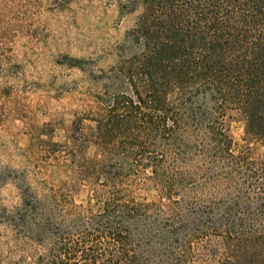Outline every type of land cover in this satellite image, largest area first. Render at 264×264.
Returning a JSON list of instances; mask_svg holds the SVG:
<instances>
[{
    "label": "trees",
    "instance_id": "obj_1",
    "mask_svg": "<svg viewBox=\"0 0 264 264\" xmlns=\"http://www.w3.org/2000/svg\"><path fill=\"white\" fill-rule=\"evenodd\" d=\"M122 54L64 145L89 193L14 185L10 264H264V157L232 151L226 116L264 145V0H128ZM84 72V71H82ZM92 150V155L87 152ZM13 181V179H12ZM150 182L158 200L130 195Z\"/></svg>",
    "mask_w": 264,
    "mask_h": 264
},
{
    "label": "rangeland",
    "instance_id": "obj_2",
    "mask_svg": "<svg viewBox=\"0 0 264 264\" xmlns=\"http://www.w3.org/2000/svg\"><path fill=\"white\" fill-rule=\"evenodd\" d=\"M127 1L0 0V209L17 203L14 185L24 177L33 188L67 189L75 205H87L64 145L77 115L94 107L98 70L130 56L119 46L136 19L121 9ZM225 120L233 153L264 157L241 113L229 111ZM129 191L147 202L159 198L150 182L135 181ZM12 231L0 219V264L15 260ZM222 259L205 250L194 264Z\"/></svg>",
    "mask_w": 264,
    "mask_h": 264
}]
</instances>
